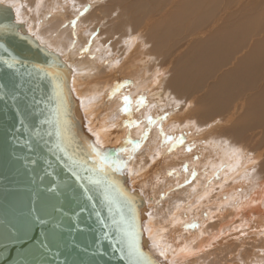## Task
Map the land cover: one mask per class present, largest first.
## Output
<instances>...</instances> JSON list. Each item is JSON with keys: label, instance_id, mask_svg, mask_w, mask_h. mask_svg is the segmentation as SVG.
<instances>
[{"label": "bare ground", "instance_id": "bare-ground-1", "mask_svg": "<svg viewBox=\"0 0 264 264\" xmlns=\"http://www.w3.org/2000/svg\"><path fill=\"white\" fill-rule=\"evenodd\" d=\"M102 1L0 4L67 69L69 140L135 195L158 264H264V0Z\"/></svg>", "mask_w": 264, "mask_h": 264}, {"label": "water", "instance_id": "water-1", "mask_svg": "<svg viewBox=\"0 0 264 264\" xmlns=\"http://www.w3.org/2000/svg\"><path fill=\"white\" fill-rule=\"evenodd\" d=\"M67 73L0 4V264H158L135 195L69 140Z\"/></svg>", "mask_w": 264, "mask_h": 264}, {"label": "rangeland", "instance_id": "rangeland-1", "mask_svg": "<svg viewBox=\"0 0 264 264\" xmlns=\"http://www.w3.org/2000/svg\"><path fill=\"white\" fill-rule=\"evenodd\" d=\"M8 1V0H7ZM105 1H107V0H105ZM105 1H102L103 3H99L100 5L101 4H103L104 5V2ZM109 1V0H108ZM228 2V1H227ZM226 2V3H227ZM8 3V2H7ZM58 4L56 3L55 4V6H57ZM96 5H98V3H96L95 4V6ZM233 5H235V4H233V2H232V6ZM89 15V14H88ZM84 17H80V19L79 20H81V19H83ZM49 21V20H48ZM54 23H56L57 21H53ZM76 23V22H75ZM75 23H74V25H72V31H74V32H76V30H74V28H75ZM47 24V22H45L44 23V25H46ZM71 28L69 27V30H70ZM68 30V31H69ZM99 32V31H98ZM173 50V49H172ZM183 57V59H187L188 57H189V54L187 55H184V56H182ZM167 71H172L171 70V68H169V70H167ZM158 73V72H157ZM131 81H133V79H131L129 82H131ZM123 84V83H122ZM112 85V84H111ZM110 85V86H111ZM137 122V123H136ZM137 124H138V121L137 120H135L134 121V123L129 127V129H130V133L133 135L134 134V132H135V130H137ZM140 125V124H139ZM131 134H130V136L129 137H127V138H125L126 140L124 141V142H122L121 144H120V146L118 147V149H120V151L122 152V154H124L125 152H126V154H127V152H131V150H129L132 146H133V148H135V149H137V148H139L140 149V145L142 146L143 145V143H144V141H143V139H134V138H132V136H131ZM123 145V146H122ZM130 146V147H129ZM135 149H133V150H135ZM128 150V151H127ZM192 229V227L190 228V230ZM192 231V230H191Z\"/></svg>", "mask_w": 264, "mask_h": 264}, {"label": "snow or ice", "instance_id": "snow-or-ice-1", "mask_svg": "<svg viewBox=\"0 0 264 264\" xmlns=\"http://www.w3.org/2000/svg\"><path fill=\"white\" fill-rule=\"evenodd\" d=\"M125 103H128L127 98H125ZM95 152V149H93ZM96 158H97V163L100 165L98 171L101 173L106 174V158L103 157L102 153L95 152ZM34 223V221L29 222V227L30 224ZM25 236H27V231H25ZM58 240V233L54 229H50L48 233L45 234L44 239L41 241V248H48L50 247L51 244L56 243Z\"/></svg>", "mask_w": 264, "mask_h": 264}]
</instances>
